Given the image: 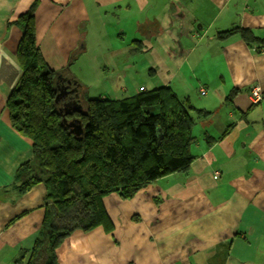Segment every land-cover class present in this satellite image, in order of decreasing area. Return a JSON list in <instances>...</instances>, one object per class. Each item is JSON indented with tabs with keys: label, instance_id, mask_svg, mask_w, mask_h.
Instances as JSON below:
<instances>
[{
	"label": "crops",
	"instance_id": "0c3cea01",
	"mask_svg": "<svg viewBox=\"0 0 264 264\" xmlns=\"http://www.w3.org/2000/svg\"><path fill=\"white\" fill-rule=\"evenodd\" d=\"M35 1L37 41L51 70L69 68L80 84L72 68L87 55L103 50L122 69L138 56L150 77L141 89L171 87L210 113L197 120L187 172L132 199L105 197L113 230L74 231L58 264H264V52L238 32L218 37L242 29L264 39V0H0V264L30 263L31 255L20 258L42 238L46 212L43 184L17 191L33 144L13 128L6 106L23 75L13 23ZM97 39H107L103 48ZM255 86L263 90L258 105L249 98Z\"/></svg>",
	"mask_w": 264,
	"mask_h": 264
},
{
	"label": "trees",
	"instance_id": "16d2710c",
	"mask_svg": "<svg viewBox=\"0 0 264 264\" xmlns=\"http://www.w3.org/2000/svg\"><path fill=\"white\" fill-rule=\"evenodd\" d=\"M38 7L35 1L13 23L22 33L17 58L23 75L6 106L13 128L33 144L32 159L16 173L17 191L24 195L43 184L47 192L42 238L20 259L31 255L29 264H58V250L74 231L113 230L105 197L117 193L132 199L163 177L187 172L195 159L191 151L197 120L210 113L194 108L171 87L139 89L118 100L89 99L86 91L81 97L84 87L69 68L53 71L43 57ZM237 32L249 46L259 44L258 52L264 49V39L249 30L233 29L218 37L226 40ZM65 80L77 92L56 103L57 82ZM74 121L81 127L78 135L68 127Z\"/></svg>",
	"mask_w": 264,
	"mask_h": 264
},
{
	"label": "rangeland",
	"instance_id": "374dc122",
	"mask_svg": "<svg viewBox=\"0 0 264 264\" xmlns=\"http://www.w3.org/2000/svg\"><path fill=\"white\" fill-rule=\"evenodd\" d=\"M105 41L97 39L96 43L103 48ZM102 51L87 55L84 63H78L72 68V73L76 74L80 84L86 88L89 99H120L123 91L133 89L137 84L141 85L138 90L143 88L144 81L150 78L145 61L138 56H132L128 65L122 69L113 66L112 60L116 57L101 54ZM198 100L196 98L194 102L201 104Z\"/></svg>",
	"mask_w": 264,
	"mask_h": 264
},
{
	"label": "water",
	"instance_id": "95a60500",
	"mask_svg": "<svg viewBox=\"0 0 264 264\" xmlns=\"http://www.w3.org/2000/svg\"><path fill=\"white\" fill-rule=\"evenodd\" d=\"M67 83H68V86L63 87V86H60L59 83L57 82L58 95L56 97V101H55L56 103H58L60 99L67 98L68 96L74 95V93L77 92L75 89H72L71 81H68ZM78 110H81V106H79ZM63 123L64 121H62V124ZM68 127H71L72 129H74L73 132L75 135L80 134L81 127H80L79 121L72 122L71 124L68 125Z\"/></svg>",
	"mask_w": 264,
	"mask_h": 264
},
{
	"label": "built area",
	"instance_id": "2783aa9c",
	"mask_svg": "<svg viewBox=\"0 0 264 264\" xmlns=\"http://www.w3.org/2000/svg\"><path fill=\"white\" fill-rule=\"evenodd\" d=\"M261 52H264V49L261 51ZM142 91H144V89H141ZM201 92H202V96H205L206 95V91L201 89ZM249 98H250V102L252 105H258L259 103L262 102L263 100V90L261 87L259 86H255L250 95H249ZM216 176L215 178H217L219 176L218 173H215Z\"/></svg>",
	"mask_w": 264,
	"mask_h": 264
},
{
	"label": "flooded vegetation",
	"instance_id": "af4514ba",
	"mask_svg": "<svg viewBox=\"0 0 264 264\" xmlns=\"http://www.w3.org/2000/svg\"><path fill=\"white\" fill-rule=\"evenodd\" d=\"M71 83H72V82H71ZM59 85H60V84H59ZM62 86H63V87H67V86H65L64 84H62ZM72 96H73V95H72ZM63 99H65V101H66V98H63ZM66 106H68L69 108L74 109L75 106H76V104H75V103H73V104L69 103V104H67Z\"/></svg>",
	"mask_w": 264,
	"mask_h": 264
}]
</instances>
